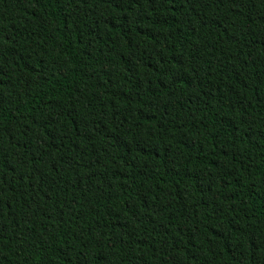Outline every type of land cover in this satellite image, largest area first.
<instances>
[{
  "label": "trees",
  "instance_id": "16d2710c",
  "mask_svg": "<svg viewBox=\"0 0 264 264\" xmlns=\"http://www.w3.org/2000/svg\"><path fill=\"white\" fill-rule=\"evenodd\" d=\"M0 264H264V0H0Z\"/></svg>",
  "mask_w": 264,
  "mask_h": 264
}]
</instances>
